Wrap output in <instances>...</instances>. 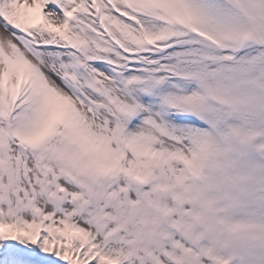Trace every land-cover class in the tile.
Masks as SVG:
<instances>
[{
  "label": "snow or ice",
  "instance_id": "snow-or-ice-1",
  "mask_svg": "<svg viewBox=\"0 0 264 264\" xmlns=\"http://www.w3.org/2000/svg\"><path fill=\"white\" fill-rule=\"evenodd\" d=\"M0 264H264V0H0Z\"/></svg>",
  "mask_w": 264,
  "mask_h": 264
}]
</instances>
